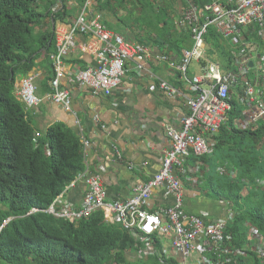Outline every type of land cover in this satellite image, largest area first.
<instances>
[{
  "label": "built area",
  "instance_id": "obj_1",
  "mask_svg": "<svg viewBox=\"0 0 264 264\" xmlns=\"http://www.w3.org/2000/svg\"><path fill=\"white\" fill-rule=\"evenodd\" d=\"M184 2L185 9L177 25L190 32L193 43L191 48L182 52V59L175 62L167 50L152 56L145 45L110 30L98 13L97 1L85 0L69 30L57 34V51L50 55L55 72L50 83L51 93L39 97L36 85L38 75L29 73L21 80L16 97L27 109L39 106L44 101H53L72 113V95L62 88L63 80L69 78L76 84L88 87L94 96L112 98L121 88L130 63L139 77L151 75L148 61L154 59L166 63L180 75V81L188 86L190 93L181 91L168 80L160 79L161 89L171 98L183 99L189 109V114L181 120V129H167L172 143L162 158V169L152 180L138 185L132 198L115 202L108 201L99 173L85 177L78 175L44 212L74 224L102 213L107 224L121 225L132 235L140 256L159 255L156 237L160 235L173 237V242L163 252L167 256H174L170 255V251L180 255L182 264H241L244 251L228 244L230 238L226 237L227 226L234 220L233 213L226 220H212L188 212L180 177L184 175L195 191H200L206 169L189 164L190 158L206 156L214 151L221 128L233 110L235 95H239L244 109L243 120L237 122L239 128L249 130L264 121V49L260 53L251 52L245 44L234 54L230 68L211 61L200 67L199 73L192 78L189 71L194 63L208 61L207 36L211 29L224 37H236L242 35L243 29L258 25L262 29L260 37L264 39V0L211 1L203 9L196 0ZM61 8L62 3L58 2L55 10ZM78 36L92 37L99 43L98 48L84 45L83 51L96 60L94 62L91 56L85 68L70 67L65 62ZM251 64H254L253 68ZM80 140L86 151L91 142L83 136ZM116 152L118 158H122L117 148ZM78 179L85 180L87 190L81 206L76 208L67 194L76 186ZM162 187L173 195V204L159 212L146 210L153 191ZM38 212L41 210L34 208L30 214ZM10 221L4 223L0 233ZM251 241L263 257L264 235L253 229Z\"/></svg>",
  "mask_w": 264,
  "mask_h": 264
},
{
  "label": "trees",
  "instance_id": "obj_2",
  "mask_svg": "<svg viewBox=\"0 0 264 264\" xmlns=\"http://www.w3.org/2000/svg\"><path fill=\"white\" fill-rule=\"evenodd\" d=\"M38 1L0 0V229L12 218L0 233V264H161L158 256H149L142 263L130 262L125 250L135 240L122 227L107 224L102 213L76 225L44 212L84 172L85 152L80 138L63 125L52 126L39 138L24 104L15 96L18 80L28 76L38 58L50 59L57 51L56 35L45 24L46 18L64 22L72 14L67 0L48 1L47 8L62 3L56 13L52 9L43 13ZM77 1L82 6L85 3ZM196 1L202 9L209 3ZM115 4L130 10L126 0H98V9L115 12L119 10ZM148 6L153 11L155 1H149ZM261 30L257 25L243 29L241 36L224 37L211 29L207 43L219 49L221 40H228L230 49L224 60L230 68L234 54L245 44L251 52L262 51ZM186 45L185 37H171L170 52L180 54ZM232 101L233 110L216 139L215 150L192 162L207 166L206 195L227 203L235 213L226 236L231 245L246 250L247 259L242 263L264 264L249 239L251 228L264 235V185H260L264 183V152L259 149L264 143V121L249 130L239 128L237 121L243 118L239 95ZM221 168L234 172L235 177L225 175ZM34 208L41 212L30 214Z\"/></svg>",
  "mask_w": 264,
  "mask_h": 264
},
{
  "label": "crops",
  "instance_id": "obj_3",
  "mask_svg": "<svg viewBox=\"0 0 264 264\" xmlns=\"http://www.w3.org/2000/svg\"><path fill=\"white\" fill-rule=\"evenodd\" d=\"M48 1L39 0L42 12L48 13L51 9L54 13L58 12L55 10L57 4L47 8ZM95 1L98 7V0ZM101 1L106 3L108 0ZM149 1H155L153 11H150L149 6L147 7ZM211 1L218 0H209ZM115 5L119 8L115 12H111L108 8L104 10L97 8L105 25L126 39L145 45L152 52V56L163 54L167 50L170 58L179 62L182 59V52L192 47L190 32L177 25L185 9L184 0H126V8L130 9L128 12L127 9L120 8L118 4ZM67 6L72 14L66 18V21L59 19L54 21L52 16L45 20V24L51 27L56 38L58 33L69 30V26L77 19L84 5H80L77 0H67ZM122 21L129 26L126 27ZM39 31L38 28L37 32ZM171 37L187 39L188 45L182 48L180 54L170 52ZM227 41V39L221 40L219 49L208 44L210 47L207 48L208 61L200 64L194 63L189 76L192 78L197 75L199 68L211 61L226 67L227 61L224 60L226 58L224 54H227L230 49ZM84 45L99 47L95 38L78 36L73 49L66 56L65 62L68 66L81 68L88 66V60L93 56L83 51ZM255 51L256 53L261 52L258 49ZM214 54L215 58L212 57ZM93 59L95 62L94 57ZM36 63L30 74L38 75L37 94L43 98L51 93V77L53 73L55 76V72L52 61L45 56L39 57ZM49 65L52 66L51 69ZM147 65L151 75L139 77L133 72V65L130 63L121 88L112 98L102 95L94 96L88 87L76 84L69 78L63 80L62 88L69 90L72 95V113L53 101H44L34 108H26L28 119L39 138H44L52 126L63 125L79 138L83 136L91 142V146L86 151L84 150L85 170L79 175L85 177L99 173L106 187L108 201L111 202L126 201L132 198L135 195L134 189L138 185L149 182L162 169V158L172 143L167 135V129L168 127L181 129L182 118L189 114V109L183 99L171 98L160 86V79H164L181 91L190 93L188 86L180 81V75L166 63L156 62L154 59L148 61ZM22 79L18 80L16 90ZM116 148L122 158H118ZM46 150L50 152L48 146ZM130 165H133V168H130ZM192 165L202 168L201 164ZM184 177L181 175L180 178L185 190L188 212L206 216L207 219L212 220L226 219L229 206L209 198L206 193L198 194L191 181L189 179L186 181ZM78 180L76 186L67 194L69 201L76 208L81 206L87 190L85 180ZM173 202V195L168 194L166 188L162 187L153 191L146 210L159 212L170 207ZM116 226L121 227V225ZM156 240L160 252L158 258L162 257L161 264H182L180 255H175L170 251V255L174 256H167L163 252L173 242L172 236L157 235Z\"/></svg>",
  "mask_w": 264,
  "mask_h": 264
},
{
  "label": "clouds",
  "instance_id": "obj_4",
  "mask_svg": "<svg viewBox=\"0 0 264 264\" xmlns=\"http://www.w3.org/2000/svg\"><path fill=\"white\" fill-rule=\"evenodd\" d=\"M254 66V65H253ZM240 98V97H239ZM241 104V103H240ZM242 107V106H241ZM243 120V119H242ZM215 150V149H214ZM46 153L49 155V153L50 152H48L47 150H46ZM207 156V155H206ZM203 157V156H202ZM193 158H201V157H192V158H190V161H189V164H201V166H202V168H204V170L206 169V171H205V173H204V178H203V181H202V183H201V186H200V191L199 192H197L198 194H201V193H206L204 190H203V184H204V181H205V174H206V172H207V166H205V164H203V163H194V162H192V159ZM193 166V165H192ZM221 172L222 173H224L225 175H231V177L232 178H234L235 177V173L234 172H232L231 174L229 173V172H227L226 170H224V169H222L221 168ZM183 179H185V177L183 178ZM186 180V179H185ZM183 185V184H182ZM260 185H264V183H260ZM183 188H184V186H183ZM184 192H185V190H184ZM245 194H247V190H245L244 191V195ZM60 196V195H59ZM58 196V197H59ZM56 201V200H55ZM55 203V202H54ZM223 203H225V202H223ZM227 204V203H226ZM228 205V204H227ZM229 206V205H228ZM229 211H228V214H227V217H226V219L229 217V214H231V213H233V215L235 216V213H234V211L232 210V208L229 206ZM32 211V210H31ZM30 211V212H31ZM54 217V216H53ZM235 218V217H234ZM226 219H223V220H226ZM11 220H12V218H11ZM63 220V219H62ZM66 221V220H65ZM105 221V220H104ZM234 221V220H233ZM69 222V221H68ZM71 223V222H70ZM74 224V223H73ZM229 224H231V223H229ZM228 224V225H229ZM76 225H78V223L76 224ZM110 225V224H109ZM112 226H114V225H112ZM228 227V226H227ZM251 231H250V237H249V239H250V243H251V245H252V250H253V252H255L257 255H258V257L259 258H261L263 261H264V256L263 257H261L260 255H259V253L257 252V249H255L254 248V246H253V244H252V241H251V234H252V230H253V228H251L250 229ZM254 230H256V229H254ZM227 231V230H226ZM256 231H258V230H256ZM128 232V231H127ZM129 233V232H128ZM130 234V233H129ZM131 235V234H130ZM262 235V234H261ZM131 237H132V235H131ZM227 238H228V236H226ZM133 238V237H132ZM134 239V238H133ZM135 240V239H134ZM136 241V240H135ZM228 244H230L231 245V239L229 240V242H228ZM231 246H233V245H231ZM234 247V246H233ZM236 248V247H235ZM248 249H249V246H248ZM133 251H135L136 253H137V257H138V259L136 260V261H130L129 260V257H128V254L131 256L132 255V252ZM125 253H126V257H127V259L130 261V262H137V261H140V260H145L147 257H149V256H160V255H141L140 256V253H139V250L136 248V245H132V247H130V248H128V249H126L125 250ZM244 253H245V256L244 257H242V259H247V257H246V250H244ZM160 260H161V258H160ZM241 264H243L242 262H241Z\"/></svg>",
  "mask_w": 264,
  "mask_h": 264
},
{
  "label": "rangeland",
  "instance_id": "obj_5",
  "mask_svg": "<svg viewBox=\"0 0 264 264\" xmlns=\"http://www.w3.org/2000/svg\"><path fill=\"white\" fill-rule=\"evenodd\" d=\"M38 2H39V1H38ZM37 4L40 5V3H37ZM207 48L209 49L210 47L208 46ZM214 49H215V47H214ZM193 67H194V65H191L190 70L193 69ZM234 94H235V92H234ZM235 96H236V95H235ZM259 149H260L262 152H264V143L261 144V145H259ZM132 256H133V257H132ZM128 257H129V260H130V261H136L137 258H138L135 252L132 253L131 256L128 254ZM137 262L142 263L143 261L140 260V261H137Z\"/></svg>",
  "mask_w": 264,
  "mask_h": 264
},
{
  "label": "water",
  "instance_id": "obj_6",
  "mask_svg": "<svg viewBox=\"0 0 264 264\" xmlns=\"http://www.w3.org/2000/svg\"><path fill=\"white\" fill-rule=\"evenodd\" d=\"M253 65H254V64H251V67H252V68H253Z\"/></svg>",
  "mask_w": 264,
  "mask_h": 264
}]
</instances>
